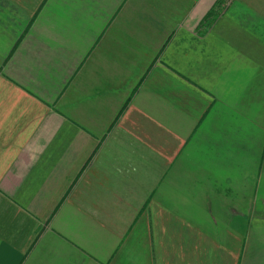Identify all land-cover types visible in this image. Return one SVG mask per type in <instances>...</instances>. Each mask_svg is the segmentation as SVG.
<instances>
[{
	"label": "crops",
	"instance_id": "obj_1",
	"mask_svg": "<svg viewBox=\"0 0 264 264\" xmlns=\"http://www.w3.org/2000/svg\"><path fill=\"white\" fill-rule=\"evenodd\" d=\"M217 1L0 0V264H264V0Z\"/></svg>",
	"mask_w": 264,
	"mask_h": 264
},
{
	"label": "trees",
	"instance_id": "obj_2",
	"mask_svg": "<svg viewBox=\"0 0 264 264\" xmlns=\"http://www.w3.org/2000/svg\"><path fill=\"white\" fill-rule=\"evenodd\" d=\"M220 3H222V0H219V1H217V4L216 5H218V4H220ZM216 5L214 6V8L209 12V15H213L217 10H216Z\"/></svg>",
	"mask_w": 264,
	"mask_h": 264
}]
</instances>
